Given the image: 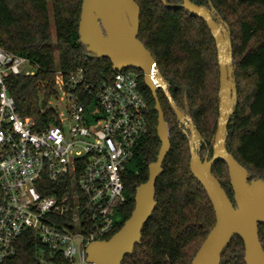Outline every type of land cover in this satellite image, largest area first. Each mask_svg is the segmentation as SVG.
I'll return each mask as SVG.
<instances>
[{
	"label": "trees",
	"instance_id": "16d2710c",
	"mask_svg": "<svg viewBox=\"0 0 264 264\" xmlns=\"http://www.w3.org/2000/svg\"><path fill=\"white\" fill-rule=\"evenodd\" d=\"M140 9L138 40L150 52L168 84L176 106L191 118L202 142L198 155L212 156V138L218 118L219 69L214 40L205 22L179 8L181 0H134ZM214 8L227 25L231 43L236 103L226 129L225 148L247 170L249 179L264 182V0H189ZM82 0H0V47L37 66L31 77L11 76L5 81L16 112L34 123L36 131L57 124L48 108L56 96V71L64 75L82 70L90 84H100L115 72L107 59H93L79 42ZM53 27V33L51 30ZM139 84L147 103L148 131L139 141L123 174L125 203L115 215L116 225L102 241L116 234L134 208L136 188L148 179L160 141L157 113L150 91ZM169 127L170 150L155 183L156 207L142 229L140 244L121 264H191L215 224L211 203L189 171L188 132L180 126L161 90L156 92ZM211 174L233 203L227 167L217 160ZM47 195L57 193L49 185ZM59 194V193H57ZM258 236L264 250V225ZM244 246L235 237L220 264H245ZM0 264H67L26 232L14 254Z\"/></svg>",
	"mask_w": 264,
	"mask_h": 264
},
{
	"label": "built area",
	"instance_id": "2783aa9c",
	"mask_svg": "<svg viewBox=\"0 0 264 264\" xmlns=\"http://www.w3.org/2000/svg\"><path fill=\"white\" fill-rule=\"evenodd\" d=\"M36 69L0 47V262L30 232L67 264H93L86 248L116 225L123 174L148 131L139 74L117 71L90 84L82 70H57V106L48 102L57 124L36 131L16 112L5 83ZM51 184L59 194H46Z\"/></svg>",
	"mask_w": 264,
	"mask_h": 264
},
{
	"label": "water",
	"instance_id": "95a60500",
	"mask_svg": "<svg viewBox=\"0 0 264 264\" xmlns=\"http://www.w3.org/2000/svg\"><path fill=\"white\" fill-rule=\"evenodd\" d=\"M165 7L168 5L161 0ZM178 7L201 18L214 40L219 69V104L212 156L203 160L198 155L202 142L191 118L173 102L168 84L157 70L150 52L138 40L140 9L134 0H82L78 24L79 42L93 59H107L114 72L137 70L144 86L150 91L157 113L156 134L160 141L156 161L148 166V179L135 190L134 208L121 229L107 241H96L86 248L87 261L93 264H121L140 244L143 227L155 207V183L162 174V163L170 150L169 127L157 98V90L166 96L184 132H188L189 171L203 187L214 212L215 224L194 255L191 264H220L222 254L233 238L244 246L245 264H264V250L258 236L259 225H264V182L248 181L249 175L225 148L226 129L236 103L233 78L231 43L227 25L214 8L196 6L181 0ZM225 57V58H224ZM225 163L233 203L211 174L215 161Z\"/></svg>",
	"mask_w": 264,
	"mask_h": 264
},
{
	"label": "rangeland",
	"instance_id": "374dc122",
	"mask_svg": "<svg viewBox=\"0 0 264 264\" xmlns=\"http://www.w3.org/2000/svg\"><path fill=\"white\" fill-rule=\"evenodd\" d=\"M51 30H52V33H53V27L52 26H51ZM29 69H32V68H29ZM49 101L53 103L50 107L57 106V101L54 100V97L51 98ZM200 145H201V142L198 143V147H200Z\"/></svg>",
	"mask_w": 264,
	"mask_h": 264
}]
</instances>
